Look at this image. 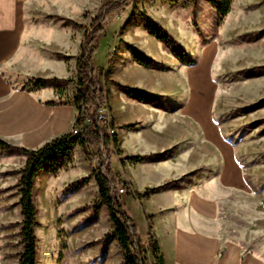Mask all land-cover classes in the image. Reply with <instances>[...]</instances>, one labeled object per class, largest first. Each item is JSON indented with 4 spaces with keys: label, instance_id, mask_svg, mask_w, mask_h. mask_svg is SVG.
I'll list each match as a JSON object with an SVG mask.
<instances>
[{
    "label": "rangeland",
    "instance_id": "1",
    "mask_svg": "<svg viewBox=\"0 0 264 264\" xmlns=\"http://www.w3.org/2000/svg\"><path fill=\"white\" fill-rule=\"evenodd\" d=\"M28 1H32L35 7H26L25 4L20 10L22 38L16 58L3 66L4 80L17 92L44 93L46 98L41 100L42 104L54 101L60 106L71 105L76 91L80 45L96 13H104L108 9L105 4L112 0ZM142 14L163 28L194 64L182 65L145 29ZM55 19L70 20L77 27H62L63 22ZM101 25L104 31L97 36L98 48L92 65L95 71L102 72L98 79L106 99L108 124L114 132L109 135L107 129L97 124L102 129L101 137H107L110 143L113 138L116 140L108 102L110 104L113 100L109 98L110 91L124 93L118 87L138 91L134 96L140 97L139 101L150 107L154 105L162 114L178 115L177 161L179 167H188L182 178L195 180L197 188L204 179L203 187L216 199L213 232L222 241L238 244L245 252L264 261V0H232L228 14L221 19L206 0H196L194 6L184 0H126V5L106 15ZM145 36L160 44L164 54L178 61L177 73L171 74L170 68L164 66L158 56L153 57L143 49L147 43ZM129 47L152 60L151 68L143 67L147 69L146 73L152 72L157 81L169 84L172 75L173 85L175 81L178 84L177 93L172 96L146 94L143 90L115 84L109 68L116 58L128 55L134 59ZM206 51L211 56L205 65L209 93L206 99L208 117L204 121L208 136L204 139L201 137L203 122L192 115L194 91L187 79L190 71L199 70L197 68L206 61ZM54 54L60 55L56 58ZM55 65H61L66 73L56 72ZM55 75L69 80V83L60 88L49 85L42 89L33 88L36 79ZM140 75L149 86L151 80L145 76V71ZM171 101H177V108L169 105ZM161 125L159 130L170 125L172 129L175 127L174 122L166 121ZM88 152L96 157L92 170L101 168L104 172L102 166L106 165L107 159L102 156V147L89 148ZM111 152L113 156L120 154L116 145L109 151L110 159H114ZM83 155L80 150H75L71 157L74 167L65 163L60 165L57 177L61 178L56 184L84 170L81 167ZM24 162L25 158L18 153L0 151V264H18L22 250L16 184ZM70 170L71 173L63 176ZM78 175L89 179L76 189L74 186L55 189L49 202L43 200L42 184L33 194L37 207V226L34 228L36 264H123L116 240L103 241L112 226L109 213L103 206L93 209L98 201L94 178L89 172ZM74 198L81 199L79 208L73 206ZM128 201L123 203L124 209L136 229L142 231L140 210ZM53 212L55 217L50 218L49 214L54 216ZM145 258L150 264L152 254Z\"/></svg>",
    "mask_w": 264,
    "mask_h": 264
},
{
    "label": "crops",
    "instance_id": "2",
    "mask_svg": "<svg viewBox=\"0 0 264 264\" xmlns=\"http://www.w3.org/2000/svg\"><path fill=\"white\" fill-rule=\"evenodd\" d=\"M29 2L32 5L29 6ZM25 4L26 7H35L34 3L28 0H0V140L14 147L34 151L69 133L74 123L76 109L73 103L68 106L56 105L54 101L42 104L41 100L46 98L44 93L17 92L4 80L2 73L4 64L15 59L18 54L23 25L20 10ZM61 26L64 27L62 24ZM177 32L180 34L179 30ZM145 38L147 43L143 49H146L153 57L158 56L161 63L170 68L171 74L177 73L178 61L164 54L160 44L151 37L145 36ZM81 46L82 43L80 51ZM205 54L208 58L199 67L206 77L205 65L209 62L211 54L208 51ZM58 55L60 54H54V57L58 58ZM61 59H64V56L61 55ZM55 70L61 72L60 74L66 73L61 65H55ZM146 70L128 55L122 59L116 58L109 68L112 81L120 86L143 90L146 94L171 96L178 90L177 81L173 85L172 75L171 83L164 84L157 81L152 72L147 71L146 73ZM144 71L145 76L151 80L149 86L143 82L140 75ZM161 73L164 72L161 71ZM174 76L177 78V75ZM58 77L59 75H55L38 79L56 78L66 81ZM190 78V82L189 76L187 81L193 88L195 96L193 76ZM35 81L34 89L48 86H36ZM168 86L170 89L167 88ZM111 92L109 98L113 100L110 104L108 102V105L111 106L112 121L116 129V148L120 154L113 156L111 152L114 159H110V166L119 180L128 187L123 197L118 195L119 202L123 212L132 221L123 203L129 200L130 204L139 208L143 229L142 231L137 229V233L143 241L146 240L147 235L153 238L157 244L162 264H264V261H260L251 252H245L241 246L233 242L222 241L213 232L212 228L216 226V199L210 196V190L203 187L204 179H202L201 187L197 188L195 180L182 178L188 167L186 165L179 167L177 161L179 152L175 150V147L179 145L178 115L162 114L155 109L154 105L151 104L150 107L139 101L140 97L127 95L120 91ZM198 96L203 108L207 110V97L202 93ZM169 105L177 108V101L176 103L171 101ZM166 121L174 122V129L170 125L159 130L162 127L161 123ZM128 126L131 128L126 129ZM203 131L200 134L205 139L208 135L205 128ZM75 150L82 152L78 146L72 147L70 152L58 157L55 163L43 169L36 178L34 192L42 184L44 201H50L55 189L66 186H74L76 189L84 184L80 181L86 177H78V174L89 172L91 175L92 167L83 155L81 167L84 170L73 173V176H68L56 184L57 179L61 178V176L57 177L60 165L65 163L68 167H74L71 157ZM150 154L156 157L141 163L131 161L132 157ZM189 158L187 156L188 161ZM180 168L185 169V172ZM71 172V170L65 172L63 176ZM171 183L174 184L156 192L149 191ZM81 202V199L74 198L73 206L79 208ZM103 207L107 210L105 206ZM47 210L50 211L49 206ZM53 215L49 214L50 218H54L55 213Z\"/></svg>",
    "mask_w": 264,
    "mask_h": 264
},
{
    "label": "trees",
    "instance_id": "3",
    "mask_svg": "<svg viewBox=\"0 0 264 264\" xmlns=\"http://www.w3.org/2000/svg\"><path fill=\"white\" fill-rule=\"evenodd\" d=\"M184 1L193 6L196 2V0ZM206 1L217 10L219 19H221L228 14L232 0H223L224 2L222 3H218L215 0ZM125 5L126 0H112L106 3L105 6L108 9L104 13L101 11L96 13L90 30L84 35L80 55L77 59L76 91L72 100L76 109V116L72 131L34 151L14 147L0 140L1 152H15L25 158L23 168L18 172L19 179L16 184L21 216L19 235L21 237L20 244L22 245V250L18 255V264H36L37 262V238L34 233V228L37 226V207L33 195L35 180L43 169L55 163L58 157L66 155L74 146H78L82 150L91 167H93L96 157L88 152L89 148L102 147V156L107 159L106 165L102 166L104 172H101V168H99V171L93 169L91 172L98 189V201L94 203V208L105 206L109 212L112 226V230L103 237V241L116 240L122 252L123 264H147V259L145 258L147 254H152V260L149 261L150 264H162L156 242L150 235L146 236L145 241H141L134 222L121 208L117 189L124 184L109 166V151L113 145H116V140L113 138V143H110L107 137H101L102 129L97 125V113L107 109L105 95L98 79L102 72L95 71L92 65L93 55L98 48L97 36L104 31L101 22L105 16ZM141 19L145 29L161 42L182 65L192 66L194 64L163 28L145 14L141 15ZM57 20L62 21L65 27H77V24L70 20ZM129 52L139 65L146 68L153 66L152 60L136 49L129 47ZM103 76L106 75L104 74ZM68 83L69 80L62 81L56 78L38 79L35 81L36 86L52 85L56 88L65 86ZM118 88L127 95L138 94V91L129 88ZM103 124L105 125V123ZM73 131H77V133L73 134ZM154 157L155 155L137 156L132 157L131 161L141 163ZM88 179L89 177L83 178L80 182L85 183ZM173 184L149 191L156 192Z\"/></svg>",
    "mask_w": 264,
    "mask_h": 264
},
{
    "label": "bare ground",
    "instance_id": "4",
    "mask_svg": "<svg viewBox=\"0 0 264 264\" xmlns=\"http://www.w3.org/2000/svg\"><path fill=\"white\" fill-rule=\"evenodd\" d=\"M199 70L196 71H190L189 72V82H190V77L193 76V85L195 88V96L193 99V106H192V111H193V115L194 117H196L197 119H199L201 122V124H203L202 126H204V128L206 129L207 127H205L204 125V121L205 119L208 117V113L207 110H205L201 104V102L199 101V93L204 94L206 97L209 93V88H208V81L207 78L204 76L203 71L201 70V68H197ZM190 103V102H189Z\"/></svg>",
    "mask_w": 264,
    "mask_h": 264
},
{
    "label": "built area",
    "instance_id": "5",
    "mask_svg": "<svg viewBox=\"0 0 264 264\" xmlns=\"http://www.w3.org/2000/svg\"><path fill=\"white\" fill-rule=\"evenodd\" d=\"M105 123V125L103 124ZM97 124L101 126L103 129H107V132L109 135H113L114 132L111 130L109 124H108V116H107V110H102L97 113ZM77 131H73V134H76ZM128 191V187L126 185H121L117 189V194L119 196L125 194Z\"/></svg>",
    "mask_w": 264,
    "mask_h": 264
}]
</instances>
